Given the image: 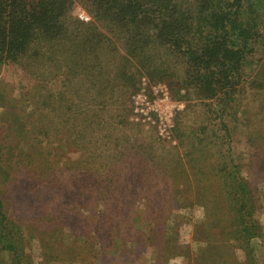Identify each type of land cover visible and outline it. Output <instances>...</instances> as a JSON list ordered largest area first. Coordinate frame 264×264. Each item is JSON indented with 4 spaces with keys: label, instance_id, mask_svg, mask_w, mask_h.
<instances>
[{
    "label": "rangeland",
    "instance_id": "obj_1",
    "mask_svg": "<svg viewBox=\"0 0 264 264\" xmlns=\"http://www.w3.org/2000/svg\"><path fill=\"white\" fill-rule=\"evenodd\" d=\"M83 2L68 11L79 30L94 20ZM241 3L252 53L231 99L186 90L171 61L176 75L113 76L125 50L105 25L116 50L69 77L45 59L3 67L0 230L17 231L18 252L0 248V264H264V0Z\"/></svg>",
    "mask_w": 264,
    "mask_h": 264
},
{
    "label": "trees",
    "instance_id": "obj_2",
    "mask_svg": "<svg viewBox=\"0 0 264 264\" xmlns=\"http://www.w3.org/2000/svg\"><path fill=\"white\" fill-rule=\"evenodd\" d=\"M82 1L85 5L90 3L88 9L94 20L85 23L77 20V24H84L79 30L68 15L72 0H0V73L9 62L22 64L45 59L44 62L59 63L57 70L64 64L69 77L74 73V61L82 56L91 60V55L98 57L97 54L108 48L116 50L113 41L100 30L101 25H105L120 36L125 50V54H121L122 63L112 72L113 76H125L123 73L130 72L126 66L130 65L151 77L171 72L176 75L171 65H179L183 69L181 81L186 84V90L191 85L204 92L205 97L231 99L233 79L247 55L252 53L251 29L241 18V0ZM95 46L97 48L91 51ZM158 47L167 53L171 51L174 58L168 55L169 59L158 61L155 54ZM62 49L69 50L68 54ZM2 88L0 86V107H4L1 117L7 116L12 107ZM212 104L214 102H209ZM22 125L19 129L24 127ZM8 130L5 138L11 134L10 127ZM240 192L235 197L242 204L232 207L242 215L236 232L248 235L256 226L249 211H244L249 204L244 186ZM1 231L0 248L11 249L13 254L18 252L14 246L17 231ZM11 259L19 264L21 257L12 256Z\"/></svg>",
    "mask_w": 264,
    "mask_h": 264
}]
</instances>
